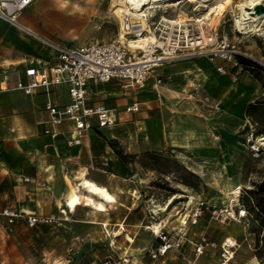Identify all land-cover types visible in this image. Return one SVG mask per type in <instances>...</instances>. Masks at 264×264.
I'll use <instances>...</instances> for the list:
<instances>
[{
	"label": "rangeland",
	"instance_id": "rangeland-1",
	"mask_svg": "<svg viewBox=\"0 0 264 264\" xmlns=\"http://www.w3.org/2000/svg\"><path fill=\"white\" fill-rule=\"evenodd\" d=\"M63 1L68 6L65 10L61 7ZM110 1L37 0L23 12L22 18L30 20V26L44 37L40 40L46 44L106 42L119 29ZM193 8L192 4L182 2L166 11L155 9L150 15L185 20L205 13L204 9L195 13ZM233 12L225 14L218 23L212 22L210 27L235 43L244 58L264 67V33H236L232 25L237 10ZM224 63L223 72L233 75L236 81L243 69L236 59ZM161 80L163 86L172 79L164 74ZM181 86L183 92L174 96L156 95L144 101L140 98L145 103L141 111L122 117L125 122L117 118V126L103 138L125 155L150 152L173 159L192 175L189 179L197 183L196 190L173 180L170 174L161 175L149 166H142L138 159L129 160L130 164L125 165L116 158L120 166L113 168L116 173L107 180L110 191L116 195V204L106 213L78 208L57 227L30 229L16 225L10 230L0 227V264H91L110 254L111 249L120 254L129 248L135 255H142L153 238L150 230L144 231L140 226L148 224L149 209L160 206L158 218H162L169 211L181 210L189 196L193 197L192 207L203 202L206 208L197 224L189 226L190 239L196 240L205 234L217 245L205 257L195 260V264H218V245L225 238L237 245L234 264H264L255 256V238L251 233L255 223L220 222L211 219L208 213L210 209H235L229 202L234 188L240 187L241 192L251 190L264 181V144H261L264 141H260L264 136L254 137L258 127L246 116L238 115L240 106L236 104L234 88L222 99L210 95L200 83L189 89H186L187 82ZM129 101L127 97L116 98L115 105L119 110L120 102L124 105ZM98 165L100 172H96L107 179L110 172L106 171V175L102 172L103 164ZM119 224H123L124 231L115 235L120 232ZM126 236L133 239L132 245H128ZM111 241H114L113 248L109 246ZM183 257L194 261L190 248H185ZM178 260L181 256H177Z\"/></svg>",
	"mask_w": 264,
	"mask_h": 264
},
{
	"label": "crops",
	"instance_id": "crops-1",
	"mask_svg": "<svg viewBox=\"0 0 264 264\" xmlns=\"http://www.w3.org/2000/svg\"><path fill=\"white\" fill-rule=\"evenodd\" d=\"M64 2L66 1L61 3ZM75 7L77 6H73V9H76ZM22 15L23 13L19 17L21 25L35 31L29 24L30 20L23 19ZM24 32L0 21V210L10 208L24 213L61 216L58 204L66 188L64 177H68L75 183V176L85 168L89 179L105 186L110 191V184L107 180L110 176L114 177L113 174L116 172L113 168L120 165L116 159L118 157L103 136L111 133L117 123L110 129H91L80 146L66 145L65 138L71 127L70 124L58 127L61 134L56 137L45 135L44 130L47 127L45 104L48 100L59 106L67 104L69 102L67 89L64 85H59L52 87L48 93L40 89L31 95H25L15 89L17 81L25 82L26 80L25 68L31 65H46L57 56L52 47L40 40L44 37L38 32L35 31L38 36ZM255 55L260 57L259 53ZM224 65L222 61L209 62L203 58L179 61L155 69L147 79L144 88L140 90L128 91L122 89L119 82L112 81L105 84L89 83L88 94L93 102H102L112 109L116 121L119 118L121 122H125L126 120L123 121L122 117L141 111L145 105L142 99L144 101L156 95L164 98L166 94L174 96L183 92L181 85L184 83L187 82L186 89L194 88L196 83H200L210 95L222 99L228 96L230 90L234 88L236 104L240 106L238 115L245 117V105L253 99L264 96V74L256 79L243 70L236 82L233 75L217 70L218 67L223 68ZM166 70L168 71L165 72ZM164 74H168L172 80L161 86V83L157 84L156 81H162L161 76ZM216 84L217 88L214 86ZM124 97L130 101L124 105L120 102L121 109L118 110L115 99L122 100ZM134 102L139 104V111L126 113L125 107ZM99 163L103 164L104 171L102 172L106 175L108 173L106 171L110 172L107 179L100 176ZM165 216L166 213L160 218L161 224L163 223L168 228H174V225L178 224L172 223V219L168 220L167 217L163 220ZM140 226L142 230H148L147 225L140 224ZM0 227H2L1 222ZM121 232L123 231L120 230L119 234ZM188 237L190 239L189 231ZM127 243L132 245L128 241ZM113 244L114 241H111L108 245L113 248ZM153 244L155 241L152 238L149 246ZM185 248H190L192 251L191 245L186 244L181 251L170 255L169 264L192 263L193 261H186L183 257ZM111 255L127 258V264L149 263L145 251L142 255H135L128 248V251L117 254L114 249H111V253L107 256ZM177 256H181V260L176 261Z\"/></svg>",
	"mask_w": 264,
	"mask_h": 264
},
{
	"label": "built area",
	"instance_id": "built-area-1",
	"mask_svg": "<svg viewBox=\"0 0 264 264\" xmlns=\"http://www.w3.org/2000/svg\"><path fill=\"white\" fill-rule=\"evenodd\" d=\"M36 1L0 0V21L19 31L26 30L21 25L19 17ZM168 19L176 22L166 23L160 16L154 18L150 13L136 22L132 14H124L122 26L112 40L81 45L72 43L61 45L50 41L57 56L46 65H31L25 68V82L19 80L15 84V89L25 95H31L40 89L48 93L52 87L59 85L66 87L69 99L67 104L59 106L49 100L45 104L47 127L44 134L56 137L61 134L58 127L70 124L65 142L67 146L74 147L82 144V140L91 129H110L116 125L114 111L102 102L91 100L88 94L89 83L105 84L116 81L121 84L122 89L140 90L144 88L155 69L167 64L200 58L209 62H230L237 56L244 57L238 52L235 43L220 36L216 29L205 24V21L201 20L202 16L181 22H177V18ZM235 30L242 35L240 31ZM217 70L223 72L222 67H218ZM156 83L160 84L161 81L157 80ZM138 111L137 102L125 107L126 113ZM240 195L241 188H234L229 195V202L235 209L231 208L230 211L210 209L208 213L211 219L220 222L248 223L246 211L239 202ZM204 209L206 208L203 202H198L193 207L191 203L185 223H179V226L174 228L161 225L158 218L162 210L160 206L149 209L146 228L150 230L155 244L145 250L148 264H169L170 255L181 251L186 244L191 245L194 256V261L189 264H194L200 256L216 248V243L205 234L199 235L195 241L188 237L189 226L197 224ZM63 215L24 213L3 208L0 210V222L2 227L8 230L17 224L30 229L57 227L65 222ZM154 225L157 226V230L152 229ZM229 239L225 238L218 245V264H234L237 245L231 239L230 243ZM127 263V258L111 255L97 259L91 264Z\"/></svg>",
	"mask_w": 264,
	"mask_h": 264
},
{
	"label": "bare ground",
	"instance_id": "bare-ground-1",
	"mask_svg": "<svg viewBox=\"0 0 264 264\" xmlns=\"http://www.w3.org/2000/svg\"><path fill=\"white\" fill-rule=\"evenodd\" d=\"M182 2L192 4L194 7L193 12L195 13H198L200 9H204L205 13L201 15V20L205 21L204 23L209 26L212 22H220L225 14L231 13L236 9L237 13L233 17L232 25L235 29L240 31L242 35L255 32L258 34L264 33V14L257 15L253 13L257 5L264 6V0H111L110 3L113 5V12H110L118 20V27L120 28V26H122L121 22L124 14H132L135 21L138 22V19L154 11L152 10L153 8H163V10L165 9L166 11V8H175ZM212 2L214 3L211 4ZM61 7L64 10L67 9V3H62ZM165 11L162 13L164 14ZM160 17L166 23L174 24V22H176V20L171 21L164 15ZM181 21L184 20L177 18V22ZM25 29L26 30H21L38 36L32 29L28 27ZM48 45L52 47V45ZM260 141H264V138ZM74 179L76 181L75 183L68 177H64L66 188L62 199H59L58 208L60 214L67 216L68 214L74 213L80 207H87L97 213H106L110 207L117 203L115 195L105 186H101L88 178L87 169L84 168L79 171ZM186 199L183 208H180L181 210L169 211L166 213L168 220L172 219L171 222L178 224L185 223L188 216L187 210L193 201V197L189 196L186 197ZM67 218L66 220H68ZM105 225L107 224H104V226ZM161 225H163V223ZM117 226H119V230L124 231L123 224ZM152 229L157 230V226L154 225ZM119 233L120 232H117L115 235ZM126 240L133 243V239L129 236H126ZM255 264L257 263L255 262Z\"/></svg>",
	"mask_w": 264,
	"mask_h": 264
},
{
	"label": "trees",
	"instance_id": "trees-1",
	"mask_svg": "<svg viewBox=\"0 0 264 264\" xmlns=\"http://www.w3.org/2000/svg\"><path fill=\"white\" fill-rule=\"evenodd\" d=\"M236 61L244 71L256 79H259L264 74V67L254 61L241 56H237ZM245 116L253 126L258 127L253 136H264V99H256L248 103L245 106ZM108 144L125 165L130 164L129 160L138 159L142 166H149L161 175L170 174L173 176V180L178 183L194 190L197 189V183L189 179L192 175L180 167L173 159L159 153L150 152L140 156L125 155L117 151L112 143ZM239 202L246 211L248 223L256 224L252 225L253 229L251 231L255 238V256L260 261H264V235L261 234L264 231V181L255 184L251 190H243Z\"/></svg>",
	"mask_w": 264,
	"mask_h": 264
},
{
	"label": "water",
	"instance_id": "water-1",
	"mask_svg": "<svg viewBox=\"0 0 264 264\" xmlns=\"http://www.w3.org/2000/svg\"><path fill=\"white\" fill-rule=\"evenodd\" d=\"M253 13H254V14H257V15H259V14H264V6H262V5H257V6L254 8Z\"/></svg>",
	"mask_w": 264,
	"mask_h": 264
}]
</instances>
